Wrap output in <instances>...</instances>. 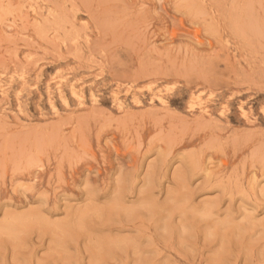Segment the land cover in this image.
<instances>
[{
    "label": "rangeland",
    "instance_id": "obj_1",
    "mask_svg": "<svg viewBox=\"0 0 264 264\" xmlns=\"http://www.w3.org/2000/svg\"><path fill=\"white\" fill-rule=\"evenodd\" d=\"M0 264H264V0H0Z\"/></svg>",
    "mask_w": 264,
    "mask_h": 264
},
{
    "label": "bare ground",
    "instance_id": "obj_2",
    "mask_svg": "<svg viewBox=\"0 0 264 264\" xmlns=\"http://www.w3.org/2000/svg\"><path fill=\"white\" fill-rule=\"evenodd\" d=\"M161 100V99H160Z\"/></svg>",
    "mask_w": 264,
    "mask_h": 264
}]
</instances>
